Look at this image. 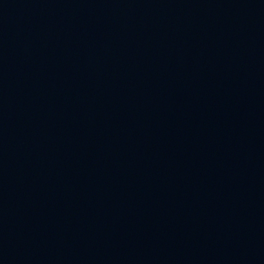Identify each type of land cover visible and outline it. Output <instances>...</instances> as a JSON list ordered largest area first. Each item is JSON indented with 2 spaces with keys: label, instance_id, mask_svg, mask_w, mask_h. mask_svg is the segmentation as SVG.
<instances>
[{
  "label": "water",
  "instance_id": "water-1",
  "mask_svg": "<svg viewBox=\"0 0 264 264\" xmlns=\"http://www.w3.org/2000/svg\"><path fill=\"white\" fill-rule=\"evenodd\" d=\"M0 264H264V0H0Z\"/></svg>",
  "mask_w": 264,
  "mask_h": 264
}]
</instances>
